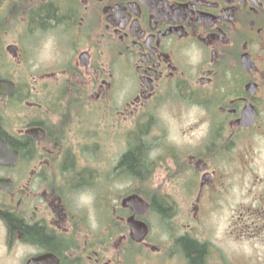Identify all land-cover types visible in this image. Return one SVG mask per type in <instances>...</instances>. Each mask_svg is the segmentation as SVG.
<instances>
[{
  "label": "flooded vegetation",
  "instance_id": "1",
  "mask_svg": "<svg viewBox=\"0 0 264 264\" xmlns=\"http://www.w3.org/2000/svg\"><path fill=\"white\" fill-rule=\"evenodd\" d=\"M0 81V149L18 158L0 163V264H135L138 247L148 264H192L185 239L203 264H264V0H0ZM161 105L186 126L175 169L190 175L195 223L164 251L150 200L139 194L150 209L138 216L93 194L91 213L78 201L88 184L70 177L90 170L78 160L90 143L115 153L99 141L111 138L120 174L137 147L148 173ZM132 217L148 228L140 243Z\"/></svg>",
  "mask_w": 264,
  "mask_h": 264
},
{
  "label": "rangeland",
  "instance_id": "2",
  "mask_svg": "<svg viewBox=\"0 0 264 264\" xmlns=\"http://www.w3.org/2000/svg\"><path fill=\"white\" fill-rule=\"evenodd\" d=\"M111 119H113V117ZM154 124V128L151 132V136L153 137L151 143L153 144L150 151V158H148V161H153V164L150 166L149 172L145 173L144 179L131 178L125 174H120V172L116 170V167L114 168L120 160L119 157L121 153L125 151V146L120 145L115 138L114 141L113 138H111L104 143L102 140H99L101 147H104L106 150L115 151V153L105 154L103 158H100L98 155V151L100 150L99 144L90 143V148L93 150V153L91 155L85 153L83 157H79L78 159L81 166L90 165V170L83 173V176H81V179L84 178L88 185L83 186L78 184L80 182L77 183V186H83L84 188V195L81 196L82 198L78 201H80L82 205L84 203L88 206H84L85 209H88V212L96 213L97 207H95V204L98 206V202L96 203L94 201L93 196H98V194L108 197L107 201H110L111 205H115V202L120 197L125 199L132 195L136 190L141 192V195L146 199L148 194L149 196L158 194L168 197L176 206V210H172L173 214L169 217V220L165 217L162 218L154 210L150 212L151 214L149 213L146 215V219L150 226L149 238L155 246L164 251L168 247L174 248L168 245L170 242L169 239L179 234L182 230L183 221L187 219V221L191 220L192 227H194V186H187L191 181L190 175L180 172L179 163L177 169H175V162L178 160L177 152L180 151L178 148L184 139L182 133L186 128L178 108L175 106L161 105L157 113V120ZM120 126H122V124ZM106 132H108V130ZM86 145L87 144L74 143L76 147L75 151H81L83 146L85 150L88 151ZM86 157H89V159ZM101 167H105V172L110 175L107 180L106 177L101 176V173L105 175L103 171L99 173L97 170ZM73 176L74 174H72V176L70 175L72 178ZM185 177L188 178L187 185H185L187 181ZM99 180L106 181V186L99 188ZM152 190L157 191V193H154ZM237 190L238 186H234L235 195ZM173 200L176 202H173ZM76 204L81 206L79 203ZM106 221L107 226L112 223L111 219L106 218ZM89 228L91 232H97L98 234L99 230H97L98 227L96 224L90 223ZM91 232H89L90 237L95 236ZM136 249L135 254L137 261L135 264H148L146 263V258L148 256L147 253H150V251L141 247Z\"/></svg>",
  "mask_w": 264,
  "mask_h": 264
},
{
  "label": "trees",
  "instance_id": "3",
  "mask_svg": "<svg viewBox=\"0 0 264 264\" xmlns=\"http://www.w3.org/2000/svg\"><path fill=\"white\" fill-rule=\"evenodd\" d=\"M142 148L137 147L136 150L133 149L131 152H129L128 154H126L123 157L122 160V165L125 167H123V172L125 175L129 176V177H135L138 179H143L145 177V175L142 176V172L145 171V165L144 163L140 164L141 159L145 156V154H143V152L141 151ZM81 176L82 175H76L74 174L73 176V183H78V182H82L81 180ZM84 183L88 184L86 181H84ZM154 193H157V191L152 190ZM137 193H140L139 191L136 190ZM152 194V193H151ZM147 199L150 200L152 202V210H154L155 212H157L159 214V216H161L162 218H166L167 220H169V217L172 216V210L175 209L176 210V206L174 204H168L169 203V198L168 197H164L162 195H156V194H152V196H147ZM163 200V201H161ZM183 247L185 248L186 253L189 255V257L191 258V263L192 264H203V259H204V255L206 252V249L204 246H201L199 244H197L194 241L185 239L183 240Z\"/></svg>",
  "mask_w": 264,
  "mask_h": 264
},
{
  "label": "water",
  "instance_id": "4",
  "mask_svg": "<svg viewBox=\"0 0 264 264\" xmlns=\"http://www.w3.org/2000/svg\"><path fill=\"white\" fill-rule=\"evenodd\" d=\"M0 85H2L1 82H0ZM31 133L34 134V132H31ZM5 149H6V151H8V147H6ZM9 151H10V154L8 152H6V154H9V157H8L9 159L6 157H4V159L6 160L7 163L13 164L16 162V159H17L16 153H12L11 150H9ZM1 161H4L3 157H2ZM126 205L131 206L133 211L135 212V214H138V215H144L147 212V210L149 209V205L143 199H141L138 196L129 197L126 200ZM129 224L132 228L133 236H134L135 240H138V241L142 240L147 233V226L140 221H136L134 217L129 219Z\"/></svg>",
  "mask_w": 264,
  "mask_h": 264
}]
</instances>
